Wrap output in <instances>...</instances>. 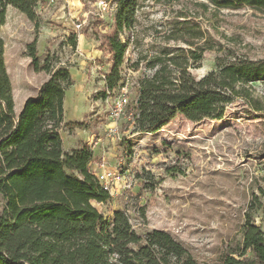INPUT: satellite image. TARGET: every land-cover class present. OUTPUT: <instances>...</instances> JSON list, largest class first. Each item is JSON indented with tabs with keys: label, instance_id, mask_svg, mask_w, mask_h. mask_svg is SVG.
<instances>
[{
	"label": "rangeland",
	"instance_id": "obj_1",
	"mask_svg": "<svg viewBox=\"0 0 264 264\" xmlns=\"http://www.w3.org/2000/svg\"><path fill=\"white\" fill-rule=\"evenodd\" d=\"M97 1L43 0L37 8V23L7 8L1 35L15 112L19 115L25 101L36 97L51 76L34 72L27 56L28 46L37 39L42 61L49 57L70 67L74 85L66 92L65 123L82 125L63 128L66 144L72 131L79 129L81 136L92 138L98 146L97 164L105 159L108 168L133 181L131 191L119 192L108 204L94 205L106 219L124 210L141 236L153 230L168 232L200 264H221L242 242L248 214L264 231V218L253 198L264 190V113L236 100L220 120L192 122L179 115L154 134L135 133L133 115L139 80L153 74L146 67L147 60L178 48L190 49L184 41L170 39L173 31L198 26L215 44L241 57L262 60L264 13L250 8L206 9L201 6L204 0H142L122 69L123 81L109 92L102 75L110 73L112 63L103 38L113 32L115 21L112 16L105 20L97 16L93 7ZM59 12L62 17L55 18ZM83 20L84 27L76 32ZM79 35L93 44H86L90 51H99L95 59L80 55ZM72 36L77 38V48L69 43ZM218 56L217 51H207L201 62L189 59V72L202 79L217 70ZM93 60L101 70L93 69ZM256 88L258 95H264L262 85ZM118 98L128 99V112L133 115L115 121L110 111ZM114 127L116 135L107 129ZM4 206L0 195V212Z\"/></svg>",
	"mask_w": 264,
	"mask_h": 264
},
{
	"label": "trees",
	"instance_id": "obj_2",
	"mask_svg": "<svg viewBox=\"0 0 264 264\" xmlns=\"http://www.w3.org/2000/svg\"><path fill=\"white\" fill-rule=\"evenodd\" d=\"M43 0H0V264H200L171 234L153 230L139 235L124 210L106 219L94 204H108L111 195L91 170L94 152L89 144L66 152L65 98L74 85L69 66L61 61H42L37 39L28 46L36 73L50 79L36 97L28 98L19 113L5 63L1 35L9 6L37 23ZM116 4L115 27L104 36L111 71L105 75L107 91L122 83V69L137 26L142 0H108ZM204 8L264 13V0H204ZM170 39L184 41L190 49L147 60L153 74L139 80L135 106V133L154 134L177 116L192 122L220 120L227 106L243 100L254 112L264 113V59L241 57L196 26L173 31ZM69 43L77 48V38ZM193 50V48H195ZM217 51V70L197 80L189 72V59L201 62L203 53ZM139 69V64L136 70ZM106 96V94H105ZM264 218V190L253 195ZM237 256V257H236ZM221 264H264V231L248 214L242 242L223 257Z\"/></svg>",
	"mask_w": 264,
	"mask_h": 264
},
{
	"label": "built area",
	"instance_id": "obj_3",
	"mask_svg": "<svg viewBox=\"0 0 264 264\" xmlns=\"http://www.w3.org/2000/svg\"><path fill=\"white\" fill-rule=\"evenodd\" d=\"M50 3L53 2V0H47ZM66 3H69V0H64ZM96 8L97 16L100 19L105 20L107 17L112 16L114 20L115 12H116V4L113 1L108 0H98L94 6ZM86 21L83 20L79 24H77L75 31L78 32L81 30ZM103 33H106L105 31H102ZM80 37V35L78 36ZM93 69H99L101 70V67L97 66L95 60H93ZM102 77L105 79V75H102ZM128 99L126 98H118L113 103V107L110 111V116L113 120L117 121L121 119L122 117L129 115L128 113ZM110 129L109 131L113 133L114 135L117 134V129L114 128H107ZM93 149L94 143L90 145ZM92 172L97 177L98 181L100 182V185L103 187L105 191H107L111 197L113 198L115 195H117L121 191H131L133 186V181L131 178H129L126 175H122L118 173L117 169L108 168L105 163V159H103V162L98 164L96 167L93 168Z\"/></svg>",
	"mask_w": 264,
	"mask_h": 264
},
{
	"label": "crops",
	"instance_id": "obj_4",
	"mask_svg": "<svg viewBox=\"0 0 264 264\" xmlns=\"http://www.w3.org/2000/svg\"><path fill=\"white\" fill-rule=\"evenodd\" d=\"M61 12L55 15V18H61L62 16ZM67 25H70V23H67ZM84 38V41H83ZM89 44V47L92 46L93 44L89 41H87L86 37L84 35H81L78 40V52L82 57H85V59H90L97 57V53H99L98 50H92L90 51L89 47L86 45ZM79 129H75V131H72V135L69 136L68 144H66L64 137H63V132L61 133L63 141H64V149L66 152H71L72 150L80 148L83 144H93L94 141L93 139H87L86 137L81 136V134L78 132ZM100 141V140H99ZM93 146V152H94V158L91 163V170H93L94 167H96L98 164L95 162L97 155L100 153L98 152V146ZM98 145V143H97ZM106 156H104L105 158Z\"/></svg>",
	"mask_w": 264,
	"mask_h": 264
}]
</instances>
